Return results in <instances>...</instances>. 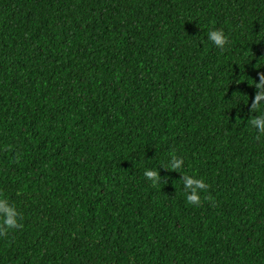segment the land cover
Segmentation results:
<instances>
[{
    "label": "trees",
    "instance_id": "1",
    "mask_svg": "<svg viewBox=\"0 0 264 264\" xmlns=\"http://www.w3.org/2000/svg\"><path fill=\"white\" fill-rule=\"evenodd\" d=\"M262 75L264 0H0V264H264Z\"/></svg>",
    "mask_w": 264,
    "mask_h": 264
},
{
    "label": "clouds",
    "instance_id": "2",
    "mask_svg": "<svg viewBox=\"0 0 264 264\" xmlns=\"http://www.w3.org/2000/svg\"><path fill=\"white\" fill-rule=\"evenodd\" d=\"M207 40L212 43L216 48L223 51L228 44V37L220 29L209 30L206 34ZM258 92L254 98L253 107L264 106V75L260 77L259 82L255 84ZM249 123L257 132L264 133V113H258L249 119ZM171 167L176 169L181 166V161L173 157ZM144 176L152 181L157 182V172L155 170L146 169ZM183 186L185 191V199L187 203L192 205H199L200 198L198 189H203L205 184L203 180L194 178L189 175L182 176ZM0 222L9 230L16 229L21 226L19 213L16 207L7 198L0 199Z\"/></svg>",
    "mask_w": 264,
    "mask_h": 264
}]
</instances>
